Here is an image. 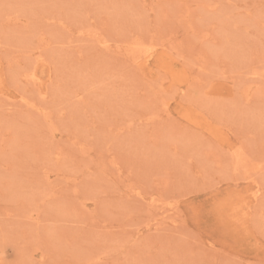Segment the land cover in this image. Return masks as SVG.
<instances>
[{"label":"rangeland","instance_id":"1","mask_svg":"<svg viewBox=\"0 0 264 264\" xmlns=\"http://www.w3.org/2000/svg\"><path fill=\"white\" fill-rule=\"evenodd\" d=\"M0 264H264V0H0Z\"/></svg>","mask_w":264,"mask_h":264}]
</instances>
